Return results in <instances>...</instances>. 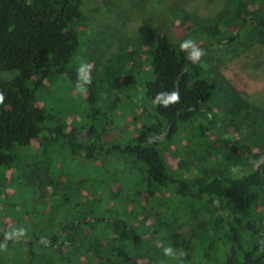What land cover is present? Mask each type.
Here are the masks:
<instances>
[{"label": "trees", "instance_id": "trees-1", "mask_svg": "<svg viewBox=\"0 0 264 264\" xmlns=\"http://www.w3.org/2000/svg\"><path fill=\"white\" fill-rule=\"evenodd\" d=\"M99 1L96 11L113 8ZM82 2L0 0V191L9 199L0 243L6 232H26L0 250V264H178L164 256L168 244L184 250L183 264H264V106L242 98L220 67L221 54L264 45V0H230L214 24L190 25L206 51L201 64L158 29L104 63L110 82L88 86L92 104L101 94L109 103L121 98L116 89L129 90L146 56L144 117L126 142L110 135L116 121L98 104L86 127L46 105L82 45L93 70L108 47L88 32ZM177 89L179 103H154ZM189 124L200 131V155L172 169L160 143H175ZM194 166L198 173L186 174Z\"/></svg>", "mask_w": 264, "mask_h": 264}, {"label": "rangeland", "instance_id": "rangeland-1", "mask_svg": "<svg viewBox=\"0 0 264 264\" xmlns=\"http://www.w3.org/2000/svg\"><path fill=\"white\" fill-rule=\"evenodd\" d=\"M82 1V9L88 17V32L102 37L103 42L108 44L102 53L100 69L91 68L92 83L97 84L110 82L108 79L105 80L107 75L102 68L104 63L113 59L124 48L126 51H132L133 47L128 42L139 39L145 32L154 29L162 30L176 43H180L191 38L190 25L214 24L220 13L231 6L230 0H111L113 8L101 12L96 11L100 4L99 0ZM87 37L83 38V43H86ZM223 49L224 45L219 47L218 51L222 52ZM221 56L224 60L220 64L221 70L235 85L238 94L255 105L264 106V45L255 44L234 57L222 54ZM87 57L86 47L82 45L81 50L70 62L72 66L69 65L65 72L59 73L54 84L49 86L50 94L47 96L46 105L61 120L77 127H86L93 123L94 116L91 111L93 106L98 104L102 111H109L116 121L110 135L119 137L122 142L129 141L130 137L137 134L136 127L142 124L144 117L143 102L146 101L145 83L148 71L146 56L143 54L137 58L140 72L134 73L129 82V90L125 91L121 87V89H116L121 92V98L115 99L114 94L111 96L114 102L109 103L108 99L105 100L103 97L105 94H101L102 97L97 104L89 101V90L86 94L77 91V77L69 71L72 67L77 71L82 62H87ZM15 74V71H1V75L5 78H11ZM225 90L226 92L229 90L228 86ZM138 102H142V105ZM205 120L202 121L206 124L210 122L208 117ZM211 132L209 131V134ZM208 136L206 143H212L213 137ZM158 140L161 141L162 138ZM173 141L175 143H160V148L166 153L172 169L185 167L190 160L198 158L199 148L203 141L197 127L192 129L191 124L187 125V129L174 136ZM73 164L75 168H81V163L74 162ZM1 173L7 175L5 172ZM197 173L196 166L191 171H186L188 175ZM8 192L13 194V190H8ZM8 200L7 194L0 191V215L6 212L3 206Z\"/></svg>", "mask_w": 264, "mask_h": 264}, {"label": "clouds", "instance_id": "clouds-1", "mask_svg": "<svg viewBox=\"0 0 264 264\" xmlns=\"http://www.w3.org/2000/svg\"><path fill=\"white\" fill-rule=\"evenodd\" d=\"M179 48L182 52L186 53L185 58L192 64H201L202 58L206 55V51L199 48L196 42L189 38L183 40L179 44ZM92 65L87 62H82L77 68V83L76 89L81 94H86L88 91V86L92 84L91 77ZM4 93L0 91V104L4 103ZM180 101V94L178 89L171 92H161L157 93L154 98V103L160 104L162 107H169L171 105L177 104ZM236 171V169H233ZM26 234L24 228H17L12 231L6 232L4 234V241L0 243V250L7 249V242L9 240H14L20 237H24ZM260 248L264 249V240L259 242ZM164 256L178 262V264H183L184 257L186 253L184 250H177L168 244V246L161 245Z\"/></svg>", "mask_w": 264, "mask_h": 264}]
</instances>
